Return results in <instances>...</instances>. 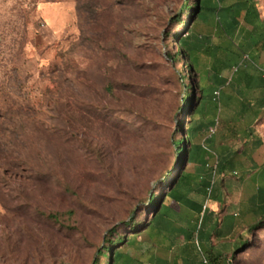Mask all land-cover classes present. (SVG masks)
I'll use <instances>...</instances> for the list:
<instances>
[{"label":"rangeland","instance_id":"rangeland-1","mask_svg":"<svg viewBox=\"0 0 264 264\" xmlns=\"http://www.w3.org/2000/svg\"><path fill=\"white\" fill-rule=\"evenodd\" d=\"M169 1L122 4L107 11L108 27L91 28L84 0H0V163L9 164H0V264H93L113 228L121 236L130 218L149 219L160 181L139 176L138 125L104 87L114 51L176 53L173 35L183 31ZM254 3L264 22V0ZM154 73L170 93L160 122L174 133L192 76L182 60L161 61ZM132 110L143 114V104ZM253 223L251 215L224 217L210 235L213 253L226 264H264V224Z\"/></svg>","mask_w":264,"mask_h":264},{"label":"crops","instance_id":"crops-1","mask_svg":"<svg viewBox=\"0 0 264 264\" xmlns=\"http://www.w3.org/2000/svg\"><path fill=\"white\" fill-rule=\"evenodd\" d=\"M235 2L225 0L221 7ZM214 23L208 21L209 27L199 24L195 33L187 34L195 96L187 123L190 153L181 180L173 186L179 200H164L166 214L159 230L133 241L127 264H156L158 260L174 264L181 262L186 248L205 263L200 243L190 245L180 234L194 226L187 218H198L196 230L219 232L217 225L224 217L249 215L260 201L258 192L264 188V49L243 20L227 35L217 34ZM204 185L210 189L206 196ZM246 186H252L248 195Z\"/></svg>","mask_w":264,"mask_h":264},{"label":"trees","instance_id":"trees-1","mask_svg":"<svg viewBox=\"0 0 264 264\" xmlns=\"http://www.w3.org/2000/svg\"><path fill=\"white\" fill-rule=\"evenodd\" d=\"M142 0H84V11H86L87 25L92 28L93 25L108 27L106 13L114 7L121 6H136ZM225 0H216L211 3V0H170L175 5V18L173 23H180L182 31L186 34L195 33L198 30L199 24L209 27L208 21H214L215 32L219 35H227L234 31L239 24V20H243L247 25L252 27V33L258 36V43L264 49V23L260 20L258 11L255 7L254 0H236L231 6L221 7ZM183 13L186 17L182 19ZM257 25H260L257 26ZM173 35L177 51L174 55H168L167 58L153 52H148L142 48H138L133 55L123 54L121 51L115 52L116 66L112 73L105 78L104 92L121 103L127 105L126 108L116 110L122 116H126L127 120L134 125V132L138 135V174L142 179L154 178L157 182L160 181L161 190L158 195H152L149 198L150 217L143 224L135 222L134 218H130L123 223L122 230L126 234L121 236L118 233V228H113L110 235L116 237L108 240L106 246L99 251L97 258L93 264H127V250L132 247L133 241L138 237L149 238L151 231L159 230L161 220L164 214L162 211L163 202L170 198L178 202L173 186L177 185L181 180L180 174L183 168L186 156L190 153L189 138L187 134V123L191 108L194 105L195 96V79L194 68L190 60L191 44L187 36L183 37L182 33ZM168 36V35H167ZM166 36V37H167ZM149 54V58L146 55ZM179 60L184 61L185 68L190 71L192 76V86H186V94L183 100L185 103L182 108L183 117L178 123L176 132H169L162 126L160 122V114L163 104H168L170 93L167 83L159 79L154 73L161 66V61L169 64H175ZM106 76V75H105ZM169 86V85H168ZM116 90L113 93V90ZM191 90V107L185 113L186 98ZM143 104L144 112L140 114L132 110L133 104ZM131 105V106H130ZM180 134L177 138L176 135ZM183 152V155L181 153ZM171 158L178 162L176 167L167 170V164ZM1 161V160H0ZM3 167H8L7 161L4 159L0 163ZM203 195L208 193L209 185L202 187ZM263 192H258L260 201L256 204L255 209H252L250 214L254 218V223L250 226L251 230H257L263 227L264 224V188ZM148 201V200H147ZM149 208V207H148ZM197 212V211H196ZM189 221H193L194 226L184 228L180 232L183 240L194 246L195 241L200 243L201 251L204 254L205 264H226L221 252H214L210 245L211 233H204L196 230L198 218L189 217ZM204 217L201 218L202 224ZM246 243L236 246L234 251H238ZM130 260V259H129ZM128 260V261H129ZM136 262V261H135ZM172 263H176V260ZM156 264H168L166 260H158ZM180 264H204L203 259L199 257L193 250L187 249L181 258Z\"/></svg>","mask_w":264,"mask_h":264},{"label":"built area","instance_id":"built-area-1","mask_svg":"<svg viewBox=\"0 0 264 264\" xmlns=\"http://www.w3.org/2000/svg\"><path fill=\"white\" fill-rule=\"evenodd\" d=\"M207 191H208V193H209V192H210V189H208Z\"/></svg>","mask_w":264,"mask_h":264}]
</instances>
